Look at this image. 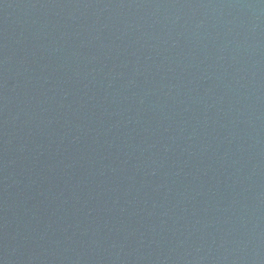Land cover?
<instances>
[{
	"label": "water",
	"instance_id": "1",
	"mask_svg": "<svg viewBox=\"0 0 264 264\" xmlns=\"http://www.w3.org/2000/svg\"><path fill=\"white\" fill-rule=\"evenodd\" d=\"M0 264H264V0H0Z\"/></svg>",
	"mask_w": 264,
	"mask_h": 264
}]
</instances>
